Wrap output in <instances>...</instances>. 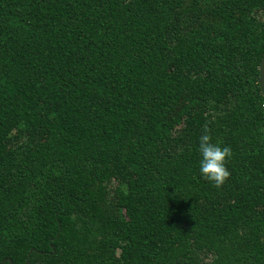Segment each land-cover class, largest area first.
<instances>
[{"label": "trees", "instance_id": "obj_1", "mask_svg": "<svg viewBox=\"0 0 264 264\" xmlns=\"http://www.w3.org/2000/svg\"><path fill=\"white\" fill-rule=\"evenodd\" d=\"M263 57L264 0H0V264H264Z\"/></svg>", "mask_w": 264, "mask_h": 264}, {"label": "water", "instance_id": "obj_2", "mask_svg": "<svg viewBox=\"0 0 264 264\" xmlns=\"http://www.w3.org/2000/svg\"><path fill=\"white\" fill-rule=\"evenodd\" d=\"M259 77H258V83L260 85L261 88V92L264 96V57L261 60L260 63V70H259ZM9 262L10 264H13L12 260L10 258H7L6 260H4L1 264H4L5 262ZM27 264H29V262L27 261Z\"/></svg>", "mask_w": 264, "mask_h": 264}]
</instances>
